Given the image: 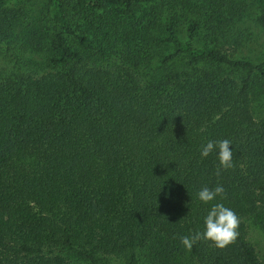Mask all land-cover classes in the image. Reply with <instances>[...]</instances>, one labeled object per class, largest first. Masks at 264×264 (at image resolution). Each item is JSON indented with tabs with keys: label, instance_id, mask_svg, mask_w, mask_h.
Here are the masks:
<instances>
[{
	"label": "trees",
	"instance_id": "trees-1",
	"mask_svg": "<svg viewBox=\"0 0 264 264\" xmlns=\"http://www.w3.org/2000/svg\"><path fill=\"white\" fill-rule=\"evenodd\" d=\"M39 7L0 0V47L23 27L46 50L0 74V264H264L248 235L264 230V46L257 61L223 47L242 17L264 33V0ZM225 138L236 166L217 176L200 150ZM217 184L239 237L187 251Z\"/></svg>",
	"mask_w": 264,
	"mask_h": 264
},
{
	"label": "rangeland",
	"instance_id": "rangeland-1",
	"mask_svg": "<svg viewBox=\"0 0 264 264\" xmlns=\"http://www.w3.org/2000/svg\"><path fill=\"white\" fill-rule=\"evenodd\" d=\"M41 0H23L24 9L26 8L29 11L28 14L31 15L32 20H37L40 16L37 11H39ZM180 7V4L176 8ZM179 16L182 18L180 21H185L184 17L188 14L185 10H180ZM38 16V17H37ZM26 21L24 19V25ZM182 29V26H180ZM19 30H22L18 33L15 38L9 43L11 47V53H7L0 47V74H4L15 66L23 67L24 63L31 65L32 61L38 63H44L45 58V49L40 48L44 43L30 45L27 41L29 36V31L25 28L20 27ZM183 30V29H182ZM237 34L232 33V36L236 40L232 41L231 39H225L223 47L227 51H232L236 56L250 59L252 61L258 60V55L261 51V48L264 46V33L252 22V20L247 17L240 18L236 23ZM178 36L183 38L184 34L178 29ZM36 42V39H35ZM196 44L201 43V38L198 37L195 39ZM25 49L24 54H22L21 49ZM15 55V56H14ZM18 57V58H16ZM19 61V62H16ZM22 62V63H21ZM264 86V82L259 83ZM261 95V101L257 102V108L260 111V115H264V89ZM249 240L254 245L257 256L264 262V230L256 225H250L248 230Z\"/></svg>",
	"mask_w": 264,
	"mask_h": 264
},
{
	"label": "clouds",
	"instance_id": "clouds-1",
	"mask_svg": "<svg viewBox=\"0 0 264 264\" xmlns=\"http://www.w3.org/2000/svg\"><path fill=\"white\" fill-rule=\"evenodd\" d=\"M215 153L218 160L216 175L223 171L235 168L234 152L230 139L208 140L201 146V158H207ZM198 199L204 204H210L219 197L223 200L226 197V189L223 185L217 184L214 188L202 187L197 193ZM241 218L230 207L221 202L212 203L210 210L204 218V230L196 231L180 237V244L187 251L200 241L210 242L218 249H224L236 242L239 237Z\"/></svg>",
	"mask_w": 264,
	"mask_h": 264
}]
</instances>
